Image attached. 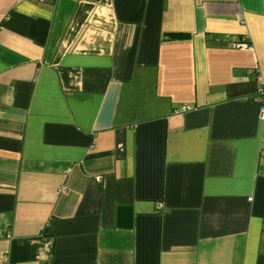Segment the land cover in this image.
Returning a JSON list of instances; mask_svg holds the SVG:
<instances>
[{
	"label": "crops",
	"instance_id": "obj_1",
	"mask_svg": "<svg viewBox=\"0 0 264 264\" xmlns=\"http://www.w3.org/2000/svg\"><path fill=\"white\" fill-rule=\"evenodd\" d=\"M263 83L264 0H0V264H264Z\"/></svg>",
	"mask_w": 264,
	"mask_h": 264
},
{
	"label": "built area",
	"instance_id": "obj_2",
	"mask_svg": "<svg viewBox=\"0 0 264 264\" xmlns=\"http://www.w3.org/2000/svg\"><path fill=\"white\" fill-rule=\"evenodd\" d=\"M29 1H34V0H29ZM41 1H42V0H41ZM241 47H243V48H248L249 45L246 44V43H242V44H241ZM256 100H257L258 102H260V105H261V108H260L261 116H260V118H261L262 120H264V83L261 84L260 87H259L258 94H257V96H256Z\"/></svg>",
	"mask_w": 264,
	"mask_h": 264
},
{
	"label": "trees",
	"instance_id": "obj_3",
	"mask_svg": "<svg viewBox=\"0 0 264 264\" xmlns=\"http://www.w3.org/2000/svg\"><path fill=\"white\" fill-rule=\"evenodd\" d=\"M187 36L186 35H183V34H176V35H173L172 38L174 40H181V39H184L186 38Z\"/></svg>",
	"mask_w": 264,
	"mask_h": 264
}]
</instances>
